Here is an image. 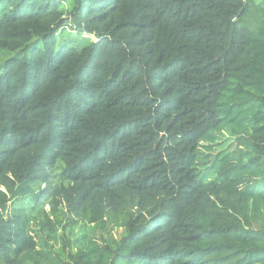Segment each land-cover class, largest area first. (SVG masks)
I'll return each instance as SVG.
<instances>
[{
  "label": "trees",
  "instance_id": "trees-1",
  "mask_svg": "<svg viewBox=\"0 0 264 264\" xmlns=\"http://www.w3.org/2000/svg\"><path fill=\"white\" fill-rule=\"evenodd\" d=\"M0 56V264H264V0H0Z\"/></svg>",
  "mask_w": 264,
  "mask_h": 264
},
{
  "label": "rangeland",
  "instance_id": "rangeland-1",
  "mask_svg": "<svg viewBox=\"0 0 264 264\" xmlns=\"http://www.w3.org/2000/svg\"><path fill=\"white\" fill-rule=\"evenodd\" d=\"M91 40H94V38H90ZM3 60H6V58L4 56H0V64H2ZM20 206V204L18 202H16L13 206L10 207L11 208H18ZM115 238H119L120 237V234L117 233L116 235H114ZM56 247L59 248L61 247L60 244H56Z\"/></svg>",
  "mask_w": 264,
  "mask_h": 264
}]
</instances>
